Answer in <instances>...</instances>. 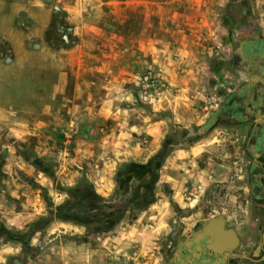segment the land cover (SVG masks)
<instances>
[{
	"label": "rangeland",
	"instance_id": "obj_1",
	"mask_svg": "<svg viewBox=\"0 0 264 264\" xmlns=\"http://www.w3.org/2000/svg\"><path fill=\"white\" fill-rule=\"evenodd\" d=\"M259 38L264 0H0V264H133L142 244L115 238L157 215L166 264L208 219L234 228L252 181L246 135L222 104L246 77L234 52ZM103 100L127 122L162 123L109 175L101 158L74 160L69 112ZM24 124L35 134L16 136Z\"/></svg>",
	"mask_w": 264,
	"mask_h": 264
},
{
	"label": "crops",
	"instance_id": "obj_2",
	"mask_svg": "<svg viewBox=\"0 0 264 264\" xmlns=\"http://www.w3.org/2000/svg\"><path fill=\"white\" fill-rule=\"evenodd\" d=\"M249 65L248 87L245 91H239L230 105L236 110L233 120L236 129L246 135L248 176L252 181L251 188L262 192L260 197L263 198H259L260 200L257 201L259 206L255 207L262 210L263 215L252 212L249 205L251 202L247 201V214L234 218V229L238 237L244 241L242 252H245L250 259L228 264H264V51L261 55L255 56ZM69 112L72 114L70 124L74 125L77 132L72 140L74 160L79 161L82 157L92 160L96 157L101 158L99 172L101 171L102 175L105 173L109 175L118 161L134 159L142 152L140 134L143 132L150 139V143H157L162 136L160 121L127 122L121 117V113L112 109L108 100H103L97 107L89 103L85 107L74 104L69 108ZM109 116L116 120L114 127L109 130L100 128V137L94 138L90 133L94 123L105 120ZM47 125L48 122L40 121L38 126ZM23 126L25 127L14 128L16 136L25 138L24 134L27 132L35 134L36 127L27 124ZM46 149L48 148H44V151ZM95 185L94 190L103 191L102 182L95 181ZM159 203L161 202H156L154 207L157 206L158 213L161 214ZM156 218L158 221L154 225L146 221L137 223L141 220L137 218L136 223L128 225L119 233V236H116L115 240L121 244L122 248H127L133 241L142 244L143 249L140 248L139 251L134 252V256L130 255L134 259L133 264H159V259L164 258L163 254H159L161 242L158 241L169 233L161 229L162 216L157 215ZM225 222L227 223L226 219ZM259 236L262 239L260 245ZM141 255L144 256L143 259L139 258Z\"/></svg>",
	"mask_w": 264,
	"mask_h": 264
},
{
	"label": "flooded vegetation",
	"instance_id": "obj_3",
	"mask_svg": "<svg viewBox=\"0 0 264 264\" xmlns=\"http://www.w3.org/2000/svg\"><path fill=\"white\" fill-rule=\"evenodd\" d=\"M264 51V39H248L245 41H242L239 45V47L234 52V62L236 65H238L244 72H245V79L242 83V85L234 91L229 97L225 100V102L222 104L223 107L227 106V119L234 120V115L236 110L234 109V106L230 105L232 101H234L235 97L238 95L239 91H245L248 87V71L250 69V61L257 55H261ZM249 65V66H248ZM252 205H250L251 211L255 212L256 215H263V211L255 206H259L258 200L262 196V192L252 189ZM254 202V203H253ZM262 205V204H261ZM225 227H230L227 224H225ZM233 228V227H230ZM234 229V228H233ZM234 232L236 234V237L238 239L236 246L232 251H230L228 254H219L210 249L207 246V240L208 238H205L204 240L200 241L199 245L192 244L190 246H184L183 243L190 239L191 236L188 238L183 239L177 247L172 251L170 256L167 259V264H228V263H234L239 260L242 261H249V256L245 254V252H242V248L244 245V241L238 237L235 229ZM262 239L259 236V245L262 244Z\"/></svg>",
	"mask_w": 264,
	"mask_h": 264
},
{
	"label": "water",
	"instance_id": "obj_4",
	"mask_svg": "<svg viewBox=\"0 0 264 264\" xmlns=\"http://www.w3.org/2000/svg\"><path fill=\"white\" fill-rule=\"evenodd\" d=\"M215 121V115H212L208 122L202 125L197 133H201L209 128ZM225 219L217 216L208 219L194 235L186 240L183 245L190 246L192 244L199 245L200 241L208 238L207 246L219 254H228L237 244V237L233 228L225 227Z\"/></svg>",
	"mask_w": 264,
	"mask_h": 264
},
{
	"label": "trees",
	"instance_id": "obj_5",
	"mask_svg": "<svg viewBox=\"0 0 264 264\" xmlns=\"http://www.w3.org/2000/svg\"><path fill=\"white\" fill-rule=\"evenodd\" d=\"M127 23H129V19L124 21V24L127 25ZM6 232H9V231H6ZM11 233V232H9ZM33 235V229H29L28 231L24 232V233H20V234H17L15 235L17 238H24V239H28L30 238L31 236Z\"/></svg>",
	"mask_w": 264,
	"mask_h": 264
}]
</instances>
